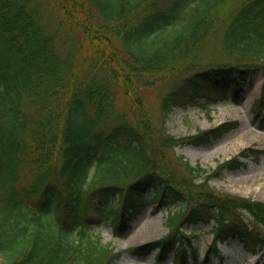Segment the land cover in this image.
<instances>
[{"label": "trees", "instance_id": "16d2710c", "mask_svg": "<svg viewBox=\"0 0 264 264\" xmlns=\"http://www.w3.org/2000/svg\"><path fill=\"white\" fill-rule=\"evenodd\" d=\"M212 43L217 59L197 67ZM252 69L264 72V0H0V264H114L122 252L93 227L121 235L146 207L167 210L168 232L136 254L187 264L182 227L210 224L209 252L236 239L264 257V202L209 185L237 157L205 170L174 155L237 122L155 133L144 96L183 74L161 97L163 119L208 110Z\"/></svg>", "mask_w": 264, "mask_h": 264}, {"label": "rangeland", "instance_id": "374dc122", "mask_svg": "<svg viewBox=\"0 0 264 264\" xmlns=\"http://www.w3.org/2000/svg\"><path fill=\"white\" fill-rule=\"evenodd\" d=\"M214 45L212 43L199 54L197 67H205L217 59V52L220 51ZM182 76L172 73L156 78L155 85L144 92L154 132L164 131L176 138H186L222 123L237 121V127L221 137L207 144L183 143L175 148L174 155L182 156L183 161L191 166L199 165L205 170H213L237 157L238 167L222 169L218 177L209 181V185L215 191L264 202V72L259 69L247 71L235 89L236 96L232 97L227 91L226 98L215 102L209 110L194 105L175 107L164 120L160 111L161 97ZM199 99L203 101V98ZM120 102L124 103L123 97H120ZM243 151H246L247 157L240 156ZM170 159L173 160L172 155ZM173 163L176 164L174 160ZM179 209L183 206L172 210ZM167 214L165 209L146 207L121 235H114L111 224L104 220L93 227V233L99 235L103 243L111 245L114 251L122 252L114 264H176L173 251L160 259L156 256L158 250L146 256L132 251L166 235ZM181 230L189 235L191 250L187 264H264V257L259 252H246L236 239L216 244L217 250L210 253V224L182 227Z\"/></svg>", "mask_w": 264, "mask_h": 264}]
</instances>
